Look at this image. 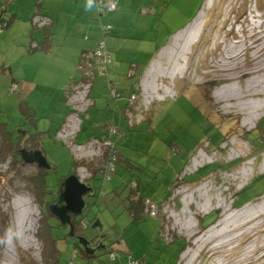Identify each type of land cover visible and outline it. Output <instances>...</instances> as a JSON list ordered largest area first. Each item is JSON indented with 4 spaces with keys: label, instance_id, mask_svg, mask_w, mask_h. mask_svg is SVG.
<instances>
[{
    "label": "rangeland",
    "instance_id": "obj_1",
    "mask_svg": "<svg viewBox=\"0 0 264 264\" xmlns=\"http://www.w3.org/2000/svg\"><path fill=\"white\" fill-rule=\"evenodd\" d=\"M16 1L0 0V21L14 15L7 9L12 5L22 6L26 16L25 5L41 3ZM183 1L189 2L188 17L199 14L159 59L158 73L143 76L130 124L144 122L123 125L110 180L100 171L88 180L85 165L75 174V161L102 156L105 145L77 151L76 129L55 138L65 128L57 122L56 132L48 133L52 107L30 112L17 93L0 95V229L12 215L15 193H31L38 207L34 231L15 250L0 249V264H129L132 257L141 264H176L174 254L184 243L178 264H264V177L256 178L264 175V95L252 98L247 92L252 80L264 85V0H174L171 5L183 13L188 8ZM126 76L125 83L135 78ZM229 87L239 92V100L217 97ZM246 102L259 107L249 112ZM37 146L49 166L43 194L35 184L40 168L23 162L20 154ZM70 193L77 207L68 205ZM136 196L156 205L159 217L137 209L136 221L131 209ZM237 201L246 204L237 207ZM65 207L75 214L67 213L68 228L53 212ZM82 219L88 229L79 225ZM162 236L168 242L180 239L165 247ZM85 251L93 257H85Z\"/></svg>",
    "mask_w": 264,
    "mask_h": 264
},
{
    "label": "crops",
    "instance_id": "obj_2",
    "mask_svg": "<svg viewBox=\"0 0 264 264\" xmlns=\"http://www.w3.org/2000/svg\"><path fill=\"white\" fill-rule=\"evenodd\" d=\"M173 1L118 0L119 8L110 11L99 5L98 0L92 7L88 6V0H41L25 5L26 16L20 13L22 6L12 5L7 9L14 15L0 21V95H8L7 91L17 93L16 99L20 104L26 102L30 112L38 106L52 107L47 111L51 116L47 131L51 135L55 123L65 124L72 111L67 90L84 78V54L103 41L111 56L108 74L102 76L98 61L92 62L93 106L84 113L76 129L75 144L79 145L76 142L82 138L87 141L80 145L86 146L94 140L104 142L105 138L115 137L111 130L126 124L127 104L133 90L142 86L144 75L158 73L159 59L167 55L172 42L181 38V33L190 28L199 14L188 17L186 1L183 6L187 10L183 8V13H179L181 10L176 11L171 5ZM32 7L36 8L34 12ZM173 11L179 15L173 16ZM37 15L49 17L51 27H35L33 18ZM102 27L110 32H104ZM111 73L115 81H111ZM125 75L129 79L135 77L134 81L123 82ZM107 91L112 100L106 99ZM58 131L55 138L59 137ZM76 246L77 240L73 239L72 249ZM54 248L58 252L57 243Z\"/></svg>",
    "mask_w": 264,
    "mask_h": 264
},
{
    "label": "built area",
    "instance_id": "obj_3",
    "mask_svg": "<svg viewBox=\"0 0 264 264\" xmlns=\"http://www.w3.org/2000/svg\"><path fill=\"white\" fill-rule=\"evenodd\" d=\"M99 5L105 6L106 10L114 11L117 9L118 2L117 0H98ZM33 25L38 28H48L52 25V21L49 17L47 16H40L37 15L33 18ZM84 61H85V75L83 80L79 82H74L71 86L70 89L67 90V100H68V105L71 107L72 114H70L67 118V121L65 123V128L61 132H59L58 136L59 138L62 136L63 133H69V132H74L75 129H77L78 122H80V114L87 113L89 108L93 105V100L90 97V93L92 90V75L90 73L91 68L93 67L92 62L94 60L98 61V68L100 69V73L103 76H106L108 74L107 71V65L111 61L110 55L106 52L105 50V45L104 42H100L99 45L93 50L88 53L84 54ZM114 93V92H113ZM115 94V93H114ZM137 96H133L130 99V105L134 106L135 103L137 102ZM143 113V110H142ZM130 116H132L130 114ZM76 133V132H75ZM112 134L117 133V129L114 128L111 130ZM64 136V135H63ZM101 145H105L106 147H112L113 144L110 141L100 143L98 140H94L88 144L85 145H76L77 151H84V147L87 148V146L90 145H96L98 148H100ZM91 147V146H90ZM81 154V153H80ZM81 159V158H80ZM113 161H116V156H114ZM114 166L115 164L109 163L106 166V173H105V178L107 180H110L111 174L114 172ZM84 181V180H83ZM82 181V182H83ZM148 206L146 209V212L149 213L152 216H157L159 208L151 204L150 202H147ZM83 227H86V222L83 224ZM111 259L115 260L117 257V254L115 252L110 254Z\"/></svg>",
    "mask_w": 264,
    "mask_h": 264
},
{
    "label": "trees",
    "instance_id": "obj_4",
    "mask_svg": "<svg viewBox=\"0 0 264 264\" xmlns=\"http://www.w3.org/2000/svg\"><path fill=\"white\" fill-rule=\"evenodd\" d=\"M117 2H118V0H117ZM103 6H104V4H103ZM105 7V6H104ZM119 7L117 6V9H118ZM116 9V10H117ZM115 11V10H114ZM51 27V26H50ZM49 28V27H48ZM102 29H103V31L104 32H110V29L109 28H107V27H102ZM101 42H103V41H101ZM100 43V42H99ZM99 43H98V45H99ZM107 52V51H106ZM108 53V52H107ZM109 54V53H108ZM110 55V54H109ZM111 57V56H110ZM97 65V64H96ZM3 70V69H2ZM90 73H91V75H92V83H93V79H94V73H93V68L91 69V71H90ZM101 74V73H100ZM103 76V75H102ZM83 80V79H82ZM139 95H140V93L138 92V91H135V90H133V95H132V97L133 96H138L137 98H138V100H139ZM90 97H91V93H90ZM131 99V98H130ZM93 106V105H92ZM91 108V107H90ZM89 108V109H90ZM88 112V111H87ZM130 114L132 115V116H130ZM134 116V117H133ZM136 116H137V110H136V108H135V106H132V105H130V100H129V103L127 104V112H126V118H127V125H128V127H132V128H134V127H138L139 125H141L142 123L140 122V124H137L136 126H134V123H131L130 124V117H132V118H136ZM144 118V117H143ZM144 120V119H143ZM134 121H136V119L134 120ZM126 128H125V126H121V127H117V133L116 134H112L111 133V135H113V136H115V137H113V138H111V139H108V138H105L106 140H103L104 142H107V141H110V142H112V144H113V146L112 147H105V149H104V152H103V154H102V156H99V157H97L96 159H91V160H87L86 162L84 161V162H76L75 161V167H76V171H75V174H76V172H77V168L79 167V166H82V165H85V166H87V168L89 169V172H90V176H89V178H88V180L89 179H92V178H94V175H95V172L96 171H100V173L104 176V180H107L106 178H105V173H106V166L109 164V163H114V162H116V161H113V158H114V156H116L117 157V155L119 156V154H118V150H117V148H116V142H118L119 141V139H121V138H123L124 136H125V133H126ZM256 140V139H255ZM100 142L102 141V140H99ZM103 142V143H104ZM35 148V147H34ZM33 150H36V148L35 149H33ZM13 153V152H12ZM15 155V154H14ZM18 156L17 155H15V160L16 161H19V160H21V159H19V157L17 158ZM98 158H103V160H102V162L100 163H97V159ZM117 160V159H116ZM22 161H23V159H22ZM24 162V161H23ZM115 164V163H114ZM234 164H236V162L234 163ZM210 166V165H209ZM208 167V166H207ZM206 168V167H205ZM205 168H201V169H199L197 172H196V174L197 173H200L202 170H204ZM40 172H39V175H38V177L35 179V184H36V186L38 187V189H40L41 190V193L43 194V191H44V186H45V179H44V174H45V170L44 169H42V168H40ZM260 177H264V175H260V176H258V177H256V178H260ZM111 178H112V174H111ZM110 178V179H111ZM256 178L253 180V182L252 183H254V181L256 180ZM252 184H250L249 186H247V187H245L244 189H243V192L245 191V190H247L250 186H251ZM242 192V193H243ZM241 193V194H242ZM241 194H239V196L241 195ZM147 202H150V201H148V200H146V199H144V200H142V197H138V196H136L135 197V199H134V201H133V207L131 208L132 209V215H133V217H134V219L137 221V219H138V217H139V215L137 214L138 213V211H136L137 209L138 210H140V213L141 214H143L144 216H152V215H150L149 213H147L146 212V209H147V206H148V204H147ZM244 204H246V202H242V203H239L238 201H237V203L235 204L237 207H241L242 205H244ZM49 208V207H48ZM211 215H214V214H210V215H208V216H211ZM74 216V215H73ZM153 217H155V216H153ZM156 217H159L158 215L156 216ZM207 217V216H206ZM206 217H204L203 219H202V223H203V221H204V219L206 218ZM216 218H217V216H216ZM139 220V219H138ZM86 222V227L84 228L83 227V224ZM79 225L80 226H82V228L83 229H88V221L87 220H85V219H82V221L79 223ZM204 225V224H203ZM210 225V224H209ZM208 226V225H207ZM162 235V234H161ZM162 238L164 239V241H165V247H167V246H170V245H174L175 243H177L178 244V240L180 239H176V240H172L171 242H168L163 236H162ZM57 241V240H56ZM56 241L55 240H53V242H54V245H55V243H56ZM59 241V240H58ZM185 246H186V243H184L183 244V246H182V248L179 250V252H178V254H177V250H176V253L174 254V256H176L177 257V260H176V264H178V261H179V257H180V255H181V253H182V251L184 250V248H185ZM79 248L76 246L75 248H74V250H73V253L74 254H78L79 252ZM54 252H55V256L57 255V251L55 250V248H54ZM85 257H87V256H85ZM88 258V257H87ZM132 260L129 262V264H141L140 262H139V260L138 259H136V258H134V257H132L131 258ZM70 264H74V260H72L71 261V263Z\"/></svg>",
    "mask_w": 264,
    "mask_h": 264
},
{
    "label": "clouds",
    "instance_id": "obj_5",
    "mask_svg": "<svg viewBox=\"0 0 264 264\" xmlns=\"http://www.w3.org/2000/svg\"><path fill=\"white\" fill-rule=\"evenodd\" d=\"M95 0H88L92 7ZM12 215L6 226L0 229V249L13 251L32 234L36 225L38 207L31 193L17 192L10 201Z\"/></svg>",
    "mask_w": 264,
    "mask_h": 264
},
{
    "label": "water",
    "instance_id": "obj_6",
    "mask_svg": "<svg viewBox=\"0 0 264 264\" xmlns=\"http://www.w3.org/2000/svg\"><path fill=\"white\" fill-rule=\"evenodd\" d=\"M21 156H22V159L26 162V163H29V164H34L36 163L38 165L39 168H42V169H46V168H49V166L47 165V160L46 158L43 156L42 152L41 151H38V150H35V151H27V150H24L22 151L21 153ZM79 179L76 178V181L75 183L78 184V182H81L80 180L78 181ZM67 202H68V205L71 206V207H77L78 206V202H77V198L76 196L72 195L70 193V195H66L65 196ZM71 204V205H70ZM68 206V207H69ZM70 208V207H69ZM51 209L53 210V206L51 207ZM73 210H70L68 209L67 207L65 208H61L59 211H53L54 214L62 221V224L63 225H70V223H63L65 222L69 217L67 215L68 212H70L71 214H74V212H72ZM75 215V214H74ZM68 217V218H67ZM86 252V251H85ZM87 254L91 255L90 253L86 252ZM93 256V254L91 255Z\"/></svg>",
    "mask_w": 264,
    "mask_h": 264
},
{
    "label": "bare ground",
    "instance_id": "obj_7",
    "mask_svg": "<svg viewBox=\"0 0 264 264\" xmlns=\"http://www.w3.org/2000/svg\"><path fill=\"white\" fill-rule=\"evenodd\" d=\"M247 92L250 93V96L252 98L261 97L262 95H264V85L262 82H259L257 80H252L248 84ZM217 97L219 99H225V97H227L228 99H231V100H233V99L239 100V92L234 87H229L225 91L219 92L217 94ZM245 106L248 107L249 112H252V113L255 110H257L259 107V106H257V104H253L252 106H250L249 102H246ZM250 117H254V116L250 115ZM210 234H212V233H210ZM211 238L212 237H208L207 239H204L203 240L204 242L202 244L206 243Z\"/></svg>",
    "mask_w": 264,
    "mask_h": 264
},
{
    "label": "flooded vegetation",
    "instance_id": "obj_8",
    "mask_svg": "<svg viewBox=\"0 0 264 264\" xmlns=\"http://www.w3.org/2000/svg\"><path fill=\"white\" fill-rule=\"evenodd\" d=\"M86 220V219H85Z\"/></svg>",
    "mask_w": 264,
    "mask_h": 264
}]
</instances>
